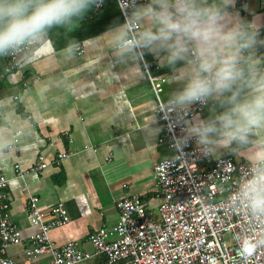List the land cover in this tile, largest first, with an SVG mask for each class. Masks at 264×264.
<instances>
[{
	"label": "crops",
	"instance_id": "1",
	"mask_svg": "<svg viewBox=\"0 0 264 264\" xmlns=\"http://www.w3.org/2000/svg\"><path fill=\"white\" fill-rule=\"evenodd\" d=\"M194 3L205 11L222 8V0ZM142 5L131 11L140 25L139 35L155 30L150 21L136 19ZM229 11V19L257 25L258 44L242 59L251 55L252 63L264 71V0H234ZM54 28L59 29L26 45L15 72L0 77V174L9 180L10 215L23 237V245L10 247L7 255L17 264H44L48 259L24 255L34 231L27 216L29 196L38 198L45 214L57 203L65 207L69 222L49 233L56 246L71 241L93 252L87 238L117 222L118 201L137 197L157 219L160 195L153 167L172 156L160 142L163 125L155 115L154 96L138 55L131 48L116 49L126 32L115 0H103L101 8L90 9L72 31ZM74 41L78 43L73 47ZM143 57L164 80L160 94L166 101L181 87L183 63L173 70L167 54L156 48H144ZM210 114L206 107L196 116ZM261 151L264 131L252 133L246 142L211 150L214 158L236 162H254ZM60 152L72 155L57 164ZM38 156L48 163L44 170L16 175V164L26 170ZM103 263L102 256H95L84 264Z\"/></svg>",
	"mask_w": 264,
	"mask_h": 264
},
{
	"label": "built area",
	"instance_id": "2",
	"mask_svg": "<svg viewBox=\"0 0 264 264\" xmlns=\"http://www.w3.org/2000/svg\"><path fill=\"white\" fill-rule=\"evenodd\" d=\"M147 1L115 0L126 32L116 49L131 48L137 43L140 25L131 18V11ZM25 50L26 46L18 54L3 56L6 74L17 70V55ZM143 50L144 47H137L134 51L154 96L155 115L163 125L160 142L172 150L170 158L153 167L160 195L157 219L139 198L122 199L116 203L117 222L91 233L87 240L93 252H86L71 241L61 246L51 241L50 231L65 226L68 213L62 203H57L45 214L38 206V198L31 195L27 216L34 231L28 237L24 255L33 260L47 257L44 264H84L95 256H102L103 264H264V217L251 211L244 193L246 182L255 175L256 161L214 158L211 151L203 154L194 140L178 147L176 140L183 135L181 126L172 114L159 111L163 107L160 102L165 101L160 94L164 80L144 60ZM206 107L193 105L185 118L192 119ZM18 134L19 131L14 136ZM63 136L69 139L68 132ZM71 155L72 152H60L55 162ZM47 166L44 157L38 156L37 162L26 170L16 164L14 172L23 176ZM8 185L9 180L0 174V264H17L7 251L23 245V237L11 219ZM225 236H229V241ZM250 243L258 245L252 256L246 254Z\"/></svg>",
	"mask_w": 264,
	"mask_h": 264
},
{
	"label": "clouds",
	"instance_id": "3",
	"mask_svg": "<svg viewBox=\"0 0 264 264\" xmlns=\"http://www.w3.org/2000/svg\"><path fill=\"white\" fill-rule=\"evenodd\" d=\"M102 4L103 0H0V56L18 54L54 27L74 30L90 9ZM233 4L234 0H222V8L205 11L194 0H149L136 19L150 21L155 30L141 33L130 49L163 51L173 70L183 63L181 87L158 108L181 126L178 147L194 140L206 155L217 145L246 142L252 133L264 131V71L252 63L251 55L242 59L243 53L256 48L259 30L253 22L229 19ZM125 38L121 36V42ZM195 104L210 107L211 114L186 119ZM255 161V175L244 193L251 211L264 217V151ZM257 247L250 243L246 254L252 256Z\"/></svg>",
	"mask_w": 264,
	"mask_h": 264
},
{
	"label": "trees",
	"instance_id": "4",
	"mask_svg": "<svg viewBox=\"0 0 264 264\" xmlns=\"http://www.w3.org/2000/svg\"><path fill=\"white\" fill-rule=\"evenodd\" d=\"M55 29H59V28H52L50 30L54 31ZM5 73H6V60L3 56H0V77L4 76Z\"/></svg>",
	"mask_w": 264,
	"mask_h": 264
},
{
	"label": "rangeland",
	"instance_id": "5",
	"mask_svg": "<svg viewBox=\"0 0 264 264\" xmlns=\"http://www.w3.org/2000/svg\"><path fill=\"white\" fill-rule=\"evenodd\" d=\"M225 238H226V240H228V241H229V236H225Z\"/></svg>",
	"mask_w": 264,
	"mask_h": 264
}]
</instances>
